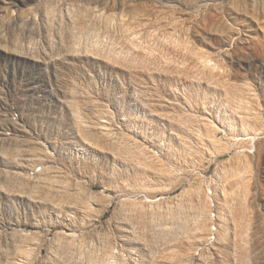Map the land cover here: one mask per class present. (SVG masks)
Instances as JSON below:
<instances>
[{
    "label": "rangeland",
    "instance_id": "rangeland-1",
    "mask_svg": "<svg viewBox=\"0 0 264 264\" xmlns=\"http://www.w3.org/2000/svg\"><path fill=\"white\" fill-rule=\"evenodd\" d=\"M0 264H264V0H0Z\"/></svg>",
    "mask_w": 264,
    "mask_h": 264
}]
</instances>
